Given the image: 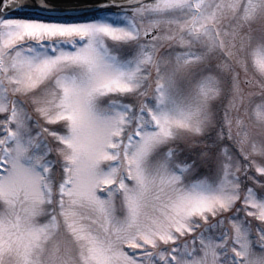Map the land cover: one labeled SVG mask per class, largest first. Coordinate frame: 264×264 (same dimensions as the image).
<instances>
[{"label":"snow or ice","instance_id":"snow-or-ice-1","mask_svg":"<svg viewBox=\"0 0 264 264\" xmlns=\"http://www.w3.org/2000/svg\"><path fill=\"white\" fill-rule=\"evenodd\" d=\"M0 264H264V0H0Z\"/></svg>","mask_w":264,"mask_h":264}]
</instances>
